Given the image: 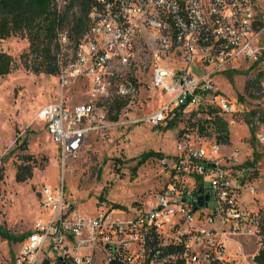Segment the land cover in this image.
Wrapping results in <instances>:
<instances>
[{
    "label": "built area",
    "instance_id": "built-area-1",
    "mask_svg": "<svg viewBox=\"0 0 264 264\" xmlns=\"http://www.w3.org/2000/svg\"><path fill=\"white\" fill-rule=\"evenodd\" d=\"M262 1L96 0L79 42L73 45L67 32L58 36L62 91L84 78L89 100L68 104L62 92L36 115L58 145L63 165L91 132L108 124L111 97L128 99L123 109L132 107L148 66L153 87L169 98L143 118L147 123L165 121L184 103V110L241 111L239 97L225 94L215 73L263 58ZM140 45L152 52L146 61ZM258 136L264 142V132ZM196 140L181 139L171 160L161 157L170 165L167 182L136 212L126 211V218L116 209L70 215L63 186L58 195L45 186V201L55 213L28 234L13 264L51 258L72 264H240L242 253H231L229 241L244 235L255 238L258 250L264 245L259 210L241 201L244 189L256 188L245 184L249 175L233 158L220 157L218 144Z\"/></svg>",
    "mask_w": 264,
    "mask_h": 264
},
{
    "label": "rangeland",
    "instance_id": "rangeland-1",
    "mask_svg": "<svg viewBox=\"0 0 264 264\" xmlns=\"http://www.w3.org/2000/svg\"><path fill=\"white\" fill-rule=\"evenodd\" d=\"M258 15L264 18V1ZM141 45L139 54L146 61L152 52L143 51ZM28 47V39L22 36L0 38V50L17 59ZM259 66L264 69V56ZM150 70L148 66L146 74H141L139 94L132 107L123 109L117 120L109 119L105 127L91 132L66 165L44 122L36 116L42 105L62 96L58 75L35 73L21 63L9 74L0 75V155L5 160L0 162L5 167L4 179L0 181V223L16 237L10 240L0 235V264H13L28 234L39 222L47 223L53 217L54 208L45 201L42 192L45 186L52 188L55 195L63 186L70 215L74 210L93 216L100 211L116 209L126 218V211L136 212L167 182L170 165L163 163L161 157L168 156L171 160L181 139L200 137L205 142L218 144L220 157L233 158L243 174L249 175L245 184L251 183L256 188L254 193L243 190L242 204L250 210L264 211V142L258 136L264 132V124L251 112L264 109V94L261 98L248 95L239 98L242 104L239 112L220 113L230 132L229 143L220 144L214 136L198 135L197 127L193 126V122H203L208 117L201 107L186 108L176 116L171 127L175 111L157 124L143 120L169 98L153 87ZM254 73L250 63L236 62L231 68L215 73V77L225 94L238 98L245 93V83ZM88 86L87 79L82 78L66 88L63 92L65 102L73 105L89 100ZM24 138L27 139L25 149L18 146ZM146 151L159 155L141 161V154ZM22 154H30L35 164L33 176L26 181L16 179ZM254 157H257L256 165L245 166V162ZM228 249L231 253H242L240 264H256L255 238L238 236L228 242ZM48 264L60 263L51 258Z\"/></svg>",
    "mask_w": 264,
    "mask_h": 264
},
{
    "label": "trees",
    "instance_id": "trees-1",
    "mask_svg": "<svg viewBox=\"0 0 264 264\" xmlns=\"http://www.w3.org/2000/svg\"><path fill=\"white\" fill-rule=\"evenodd\" d=\"M96 0H0V38L18 35L28 39V50L23 52L19 59L7 51L0 50V75H6L16 69L21 63L26 69L35 73L57 74L59 71L58 53L60 44L58 36L60 32H67L72 44L79 42L81 37L90 28L89 12ZM263 58L251 65L254 75L249 77L245 83V93L240 95L244 99L246 95L253 98H261L264 94V69L259 66ZM128 99L113 96L108 101V117L117 120L126 106ZM187 103L182 104L170 122L173 126L176 116L180 115ZM201 111L207 114L202 121L193 122L198 129V135L216 138L217 143L226 144L230 141V132L227 121L220 115L217 108L201 107ZM264 124V109H253L251 111ZM211 128V129H210ZM27 139H22L18 146L25 149ZM159 155L155 151H146L141 154V161ZM22 161L17 166L16 179L26 181L33 176L35 164L30 154H22ZM4 157L0 155V162ZM257 157L245 162V166L254 167ZM5 167L0 165V181L4 179ZM119 206V205H117ZM261 221V234L264 238V211L259 210ZM0 235L4 238H16L13 233L0 223ZM22 238H19V240ZM256 264H264V245L254 255ZM50 260H46L48 264ZM60 264H72L70 261L58 259Z\"/></svg>",
    "mask_w": 264,
    "mask_h": 264
},
{
    "label": "water",
    "instance_id": "water-1",
    "mask_svg": "<svg viewBox=\"0 0 264 264\" xmlns=\"http://www.w3.org/2000/svg\"><path fill=\"white\" fill-rule=\"evenodd\" d=\"M206 198H208V196H206Z\"/></svg>",
    "mask_w": 264,
    "mask_h": 264
}]
</instances>
